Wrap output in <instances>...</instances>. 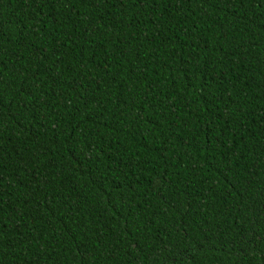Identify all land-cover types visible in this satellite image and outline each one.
Masks as SVG:
<instances>
[{
    "label": "trees",
    "instance_id": "obj_1",
    "mask_svg": "<svg viewBox=\"0 0 264 264\" xmlns=\"http://www.w3.org/2000/svg\"><path fill=\"white\" fill-rule=\"evenodd\" d=\"M0 264H264V0H0Z\"/></svg>",
    "mask_w": 264,
    "mask_h": 264
}]
</instances>
